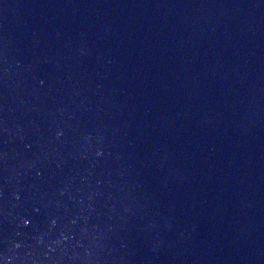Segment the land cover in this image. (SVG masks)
Returning a JSON list of instances; mask_svg holds the SVG:
<instances>
[{
	"label": "water",
	"instance_id": "95a60500",
	"mask_svg": "<svg viewBox=\"0 0 264 264\" xmlns=\"http://www.w3.org/2000/svg\"><path fill=\"white\" fill-rule=\"evenodd\" d=\"M0 264H264V0H0Z\"/></svg>",
	"mask_w": 264,
	"mask_h": 264
}]
</instances>
